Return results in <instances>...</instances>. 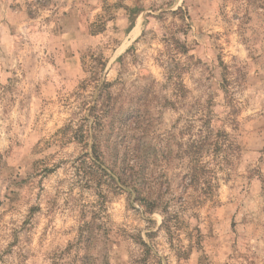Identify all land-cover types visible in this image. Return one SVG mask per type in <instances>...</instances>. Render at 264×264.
<instances>
[{
  "label": "rangeland",
  "instance_id": "obj_1",
  "mask_svg": "<svg viewBox=\"0 0 264 264\" xmlns=\"http://www.w3.org/2000/svg\"><path fill=\"white\" fill-rule=\"evenodd\" d=\"M103 83L123 113L105 154L147 149L169 229L91 168ZM209 115L212 192L184 194ZM0 264H264V0H0Z\"/></svg>",
  "mask_w": 264,
  "mask_h": 264
},
{
  "label": "trees",
  "instance_id": "obj_2",
  "mask_svg": "<svg viewBox=\"0 0 264 264\" xmlns=\"http://www.w3.org/2000/svg\"><path fill=\"white\" fill-rule=\"evenodd\" d=\"M115 94L111 90V85L103 83L99 88L98 98L91 109L93 123L89 128V137L92 140L91 154L87 153L88 159L92 163V167L95 168L97 177L109 179L114 183V188L118 191L128 193L133 196L134 201L143 202L145 212L153 213L156 210L162 211L166 214L164 218L163 226L170 228L169 225L173 219H177V214L171 217L169 207L171 200L166 201V194H171L172 182L168 180L165 183H158L151 181L147 177V158L144 147L141 143H137L134 148L129 145L127 151L123 153L121 151V145L119 142L108 143L105 148H110V157L106 156V150L104 149L101 136L99 135L104 125L109 122L111 126L115 125L121 117L120 108H118L117 98H114ZM115 100V102H113ZM127 120H130V116H126ZM137 118H141L138 116ZM88 120V119H87ZM127 120L123 121V124L129 123ZM201 121V129H205L209 132L206 136H200L201 139H190L185 143V147H181L180 153L177 154L179 161L183 166V176L180 178V184L182 186V193L187 194L188 190L192 188L197 191L199 197L201 195H210L212 192L211 181L206 177L209 173L205 167L198 162L196 156L204 155L208 149L213 152H219L224 147V143L220 144L222 134L217 131L213 133L214 129V116H205L199 119ZM122 121H119L121 123ZM130 125V124H129ZM214 129V130H213ZM217 135V136H214ZM213 136V137H212ZM228 142V141H227ZM234 142V139L232 140ZM232 142H228L234 145ZM126 150V148H125ZM154 152L156 149L153 150ZM151 153H149L150 155ZM121 155V156H120ZM131 156V158H130ZM112 157H116L120 160V165H117V160L112 161ZM121 158V159H119ZM196 160L195 162L192 161ZM109 164V166H107ZM185 174V175H184ZM153 182V183H152ZM179 199V205L184 206L185 200L182 196ZM146 246V244H145Z\"/></svg>",
  "mask_w": 264,
  "mask_h": 264
}]
</instances>
